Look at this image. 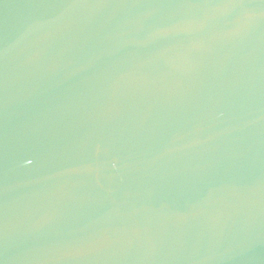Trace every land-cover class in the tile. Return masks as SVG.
I'll return each mask as SVG.
<instances>
[{"label": "water", "instance_id": "obj_1", "mask_svg": "<svg viewBox=\"0 0 264 264\" xmlns=\"http://www.w3.org/2000/svg\"><path fill=\"white\" fill-rule=\"evenodd\" d=\"M0 264H264V0H0Z\"/></svg>", "mask_w": 264, "mask_h": 264}]
</instances>
